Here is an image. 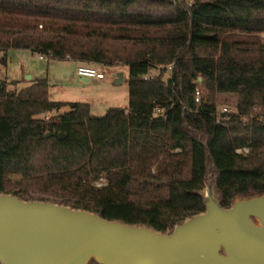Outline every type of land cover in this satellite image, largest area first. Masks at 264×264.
Wrapping results in <instances>:
<instances>
[{"label":"trees","instance_id":"1","mask_svg":"<svg viewBox=\"0 0 264 264\" xmlns=\"http://www.w3.org/2000/svg\"><path fill=\"white\" fill-rule=\"evenodd\" d=\"M262 34L264 0H0L2 65L25 49L123 66L130 90L96 117L46 79L0 81V195L162 233L206 212V187L224 209L263 195ZM221 94L236 113L218 116Z\"/></svg>","mask_w":264,"mask_h":264},{"label":"water","instance_id":"2","mask_svg":"<svg viewBox=\"0 0 264 264\" xmlns=\"http://www.w3.org/2000/svg\"><path fill=\"white\" fill-rule=\"evenodd\" d=\"M123 83L119 73L116 84ZM205 197V213L162 233L0 195V263L264 264V194L237 200L229 209L210 188Z\"/></svg>","mask_w":264,"mask_h":264},{"label":"rangeland","instance_id":"3","mask_svg":"<svg viewBox=\"0 0 264 264\" xmlns=\"http://www.w3.org/2000/svg\"><path fill=\"white\" fill-rule=\"evenodd\" d=\"M261 38L264 40V34ZM79 65L74 61L53 62L47 59L41 60L39 55L32 54L25 49H12L7 53V65L0 63V81H27L28 77L42 78L50 84V95L54 101L71 103H88L91 114L96 117L105 116L110 109L126 108L129 105V73L125 67L116 66L107 73H123L124 83L117 85L116 81L107 76L104 81H84L77 73ZM153 71L152 75H158ZM29 82V81H27ZM203 94V89L200 90ZM238 96L234 94H221L217 97V113L233 114L237 111ZM226 109L225 113L223 110ZM69 111V107L63 108L60 113ZM255 108L254 112H259ZM56 113L49 114L51 117ZM208 187L203 194L207 195Z\"/></svg>","mask_w":264,"mask_h":264},{"label":"built area","instance_id":"4","mask_svg":"<svg viewBox=\"0 0 264 264\" xmlns=\"http://www.w3.org/2000/svg\"><path fill=\"white\" fill-rule=\"evenodd\" d=\"M40 59H46L47 57L44 55H39ZM174 67V64H170L168 65V69L172 70ZM110 69L107 66L104 65H96V64H82L78 67L77 69V73L78 75L83 78V79H87V80H105L107 76H114L116 77V74L110 72L107 73ZM152 75V74H150ZM150 75H147L145 77V79H148ZM202 100V92L200 90L197 91L196 96H195V101L196 103H200ZM225 113L227 112L226 109L223 110ZM156 114H160L161 111L160 110H156L155 111ZM239 153H241V150L238 151ZM103 181L101 182H95L93 184V187H100L102 186Z\"/></svg>","mask_w":264,"mask_h":264},{"label":"crops","instance_id":"5","mask_svg":"<svg viewBox=\"0 0 264 264\" xmlns=\"http://www.w3.org/2000/svg\"><path fill=\"white\" fill-rule=\"evenodd\" d=\"M30 51V50H29ZM47 59V61H49V62H52V64H53V62L54 61H56V60H52V59H50V58H46ZM64 61H72V60H64ZM74 62H76V61H74ZM76 63H78V65L80 66V65H82V63H80V62H76ZM116 74V77H114V76H109V78H111V79H113L114 81H117V76H118V74L119 73H115ZM109 78H106V79H109ZM40 79H42V78H40ZM83 79V78H82ZM105 79V80H106ZM30 80H39V78H37V79H34L33 77H31V79ZM30 80H27V81H30ZM84 81H89V80H87V79H83ZM97 81H101V80H97ZM102 81H104V80H102ZM49 93H50V90H49ZM50 97H51V95H50Z\"/></svg>","mask_w":264,"mask_h":264}]
</instances>
